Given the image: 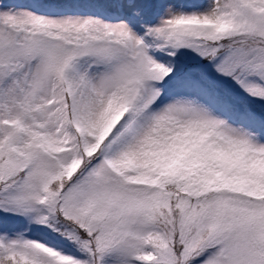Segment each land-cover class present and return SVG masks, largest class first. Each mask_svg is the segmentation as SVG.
I'll return each mask as SVG.
<instances>
[{
	"label": "snow or ice",
	"instance_id": "1",
	"mask_svg": "<svg viewBox=\"0 0 264 264\" xmlns=\"http://www.w3.org/2000/svg\"><path fill=\"white\" fill-rule=\"evenodd\" d=\"M0 264H264V0H0Z\"/></svg>",
	"mask_w": 264,
	"mask_h": 264
}]
</instances>
